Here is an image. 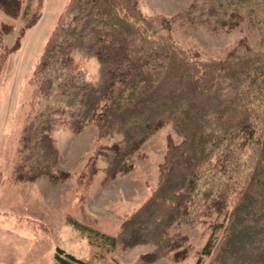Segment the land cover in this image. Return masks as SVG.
Wrapping results in <instances>:
<instances>
[{
    "label": "trees",
    "instance_id": "1",
    "mask_svg": "<svg viewBox=\"0 0 264 264\" xmlns=\"http://www.w3.org/2000/svg\"><path fill=\"white\" fill-rule=\"evenodd\" d=\"M140 1H67L29 78L12 180L64 178L56 176V127L78 133L93 123L99 138L122 136L96 146L76 180L83 187L99 157L106 180L127 173L141 145L171 124L180 140L168 138L154 188L114 235L73 218L68 223L106 249L151 243L155 251L145 257L171 254L176 262L191 252L178 228L208 223L195 264H264V0H205L169 17L144 13ZM42 7L43 0H0L1 11L21 16L10 46L5 36L14 26L0 24V79ZM175 21L214 31L249 21L259 40L202 58L172 36ZM75 53L97 58L96 81L79 68ZM55 264L89 263L58 249Z\"/></svg>",
    "mask_w": 264,
    "mask_h": 264
},
{
    "label": "rangeland",
    "instance_id": "2",
    "mask_svg": "<svg viewBox=\"0 0 264 264\" xmlns=\"http://www.w3.org/2000/svg\"><path fill=\"white\" fill-rule=\"evenodd\" d=\"M205 0H141L146 14L172 16L194 2ZM67 0H43L41 18L21 39V47L7 56L0 79V264H55L58 249L89 264H195L200 249L210 234L208 223L184 224L178 233L186 237L190 254L174 261L171 254L149 260L146 253L155 251L151 243L132 248L109 250L92 243L87 234L68 223V218L94 230L114 235L120 223L154 188L158 165L162 161L169 137L180 140L171 124L152 134L134 154L132 169L106 180L105 161L99 157L98 171L88 186H79L77 177L99 144L121 140L120 134L99 138L95 124L74 133L68 126L52 132L58 161L56 176H41L34 181H13L12 169L20 131L28 110L32 70L44 44ZM11 23L12 33L5 36L12 45L20 26L19 18L0 10V24ZM171 34L178 44L202 58L227 54L242 40L255 45L259 34L249 21L228 31L206 26H189L175 21ZM76 62L85 74L96 81L99 63L96 57L75 53ZM206 261V260H205Z\"/></svg>",
    "mask_w": 264,
    "mask_h": 264
},
{
    "label": "crops",
    "instance_id": "3",
    "mask_svg": "<svg viewBox=\"0 0 264 264\" xmlns=\"http://www.w3.org/2000/svg\"><path fill=\"white\" fill-rule=\"evenodd\" d=\"M67 1H68V0H67ZM66 3H67V2H66ZM17 18H19V20H20V25H21V16H19V17H17ZM40 18H41V16H40ZM40 18H39V19H40ZM57 18H58V17H57ZM38 21H39V20H38ZM38 21H37V22H38ZM37 22H36V24H37ZM36 24H35V25H36ZM35 25H34V26H35ZM54 26H55V25H54ZM32 27H33V26H32ZM32 27H31V28H32ZM51 31H52V30H51ZM27 32H28V30L26 31V33H27ZM26 33H25V35H26Z\"/></svg>",
    "mask_w": 264,
    "mask_h": 264
}]
</instances>
